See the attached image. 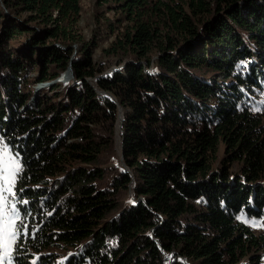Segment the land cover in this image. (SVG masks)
I'll return each instance as SVG.
<instances>
[{
    "label": "trees",
    "instance_id": "1",
    "mask_svg": "<svg viewBox=\"0 0 264 264\" xmlns=\"http://www.w3.org/2000/svg\"><path fill=\"white\" fill-rule=\"evenodd\" d=\"M81 1L0 0L10 264H264V0Z\"/></svg>",
    "mask_w": 264,
    "mask_h": 264
},
{
    "label": "rangeland",
    "instance_id": "2",
    "mask_svg": "<svg viewBox=\"0 0 264 264\" xmlns=\"http://www.w3.org/2000/svg\"><path fill=\"white\" fill-rule=\"evenodd\" d=\"M81 6L82 10L80 25L83 33L86 34V36H89L93 30L97 29V13L103 12L105 9V5L99 6L98 0H82ZM106 15L111 16L110 13ZM109 42L110 38L105 37L104 35L100 36V47H105ZM99 52L100 50L98 49L96 51V54L98 55ZM112 69L113 67H109L106 72L112 71ZM68 81L57 82L67 83ZM43 83L35 84V90L37 87L39 90L41 87L48 86ZM28 104H35V99L31 97ZM120 132V121L118 118V123L116 125L115 143L117 153L119 154V160L122 162L120 158ZM18 166L19 162L16 156L8 146L0 141V264H10L11 249L15 239V237H13V223H15L18 219V212L14 201L15 193L13 180L15 181L16 175H14V173L16 172V168Z\"/></svg>",
    "mask_w": 264,
    "mask_h": 264
},
{
    "label": "water",
    "instance_id": "3",
    "mask_svg": "<svg viewBox=\"0 0 264 264\" xmlns=\"http://www.w3.org/2000/svg\"><path fill=\"white\" fill-rule=\"evenodd\" d=\"M65 74H68V76H69L68 79H63L62 78ZM70 79H72V80L74 79L71 66H69L68 69L66 71H64L60 77L56 78L55 80H53L51 82H46V83H43V84L49 85V84H53V83H55L57 81H68ZM37 90H38V87L35 90V94L37 93ZM99 92L103 93L102 91H99ZM32 97L34 98V96H32ZM118 118H119V121H120V130L122 132V129H121L122 128L121 127L122 126V110H121V107H119ZM122 141H123V139H121V142ZM120 158H121V160L123 159L122 153H121V157ZM131 199H132V197H131ZM184 262H185V264H188L187 261L184 260Z\"/></svg>",
    "mask_w": 264,
    "mask_h": 264
},
{
    "label": "snow or ice",
    "instance_id": "4",
    "mask_svg": "<svg viewBox=\"0 0 264 264\" xmlns=\"http://www.w3.org/2000/svg\"><path fill=\"white\" fill-rule=\"evenodd\" d=\"M21 171H22V169L18 166V167L16 168V172L14 173V175L19 174ZM14 182H15V181L13 180V183H14ZM22 203L27 204L28 201H22ZM23 227H26V226L23 225L22 223H21V224L13 223V237H15L16 234H17V233H16V229H18V228H23Z\"/></svg>",
    "mask_w": 264,
    "mask_h": 264
},
{
    "label": "bare ground",
    "instance_id": "5",
    "mask_svg": "<svg viewBox=\"0 0 264 264\" xmlns=\"http://www.w3.org/2000/svg\"><path fill=\"white\" fill-rule=\"evenodd\" d=\"M68 77H69L68 74H65L62 78L63 79H68Z\"/></svg>",
    "mask_w": 264,
    "mask_h": 264
}]
</instances>
